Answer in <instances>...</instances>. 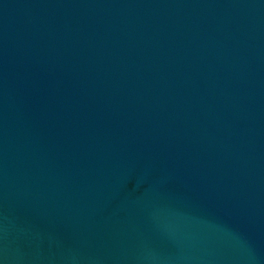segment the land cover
Returning a JSON list of instances; mask_svg holds the SVG:
<instances>
[{"label":"water","instance_id":"water-1","mask_svg":"<svg viewBox=\"0 0 264 264\" xmlns=\"http://www.w3.org/2000/svg\"><path fill=\"white\" fill-rule=\"evenodd\" d=\"M0 264H264V0H0Z\"/></svg>","mask_w":264,"mask_h":264}]
</instances>
